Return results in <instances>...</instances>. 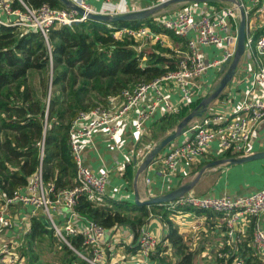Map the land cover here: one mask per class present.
<instances>
[{
    "label": "built area",
    "instance_id": "built-area-1",
    "mask_svg": "<svg viewBox=\"0 0 264 264\" xmlns=\"http://www.w3.org/2000/svg\"><path fill=\"white\" fill-rule=\"evenodd\" d=\"M18 1L21 7L15 6V0H0V26H14L27 32H40L47 44L53 28L87 21L85 16H80L69 8H53L49 4L33 8L23 0ZM106 2L109 3L111 0ZM216 2L222 6L210 5L208 8L200 9L196 3H188L173 16H157L165 30L188 42L189 49L183 53L178 69L151 82L123 90L120 95L123 101L121 105L115 107L99 105L79 112L72 121L69 131V146L77 168L76 182L71 187L57 189L53 181L45 180L41 159L38 170L25 189L15 192L11 197L0 193V232L15 229L17 223L12 218L11 207L20 205L30 209L31 218L39 214L43 215L49 221L56 238L73 251V255L80 263L114 264L111 261L116 257L117 252L107 251L110 246L107 241L109 231L81 216L76 210L81 197H87L96 204L97 200L105 195L109 179V173L96 174L85 166L82 157L83 146L86 142L92 141L98 132H102L112 143L118 144L122 123L132 111L137 112L135 130L141 134L145 123L158 109L161 108L166 113H174L175 105L168 95L171 86L178 91L184 104L191 103L194 94L192 86L195 81L208 69L220 66L227 59L232 58L236 52L240 21L238 3L246 12L248 28L249 15L253 11L256 16L264 15V0H248V4H245V0H235L231 4ZM76 4L86 12H96L88 0H77ZM114 37L132 38L136 42L148 40L152 45L159 43L167 46L168 43L166 35L156 33L148 27L123 28L117 31ZM246 45L247 49L253 52L258 67L253 74L252 88H264V35L254 40L253 35L248 32ZM209 46L222 49L221 59L206 62L199 49ZM138 50H142L141 47ZM49 105L50 98L47 108ZM262 121H264V97L256 99L247 97L233 116L213 115L202 118L192 127L191 138L183 144L172 147L159 159V162L165 166L168 176L173 177L182 164L193 165L200 162L214 143L223 153L231 152L236 157L247 156L246 152L252 142L253 128ZM43 155L44 143L41 144V158ZM147 182L149 183L150 180ZM167 206L173 212L189 209L222 215L226 220L230 246L234 242L235 226L239 222L256 221L252 251L253 256L264 264V231L258 224L260 216L264 214V190L236 199L229 196L212 197L187 193ZM61 213L64 217L59 222L56 214ZM115 230L109 233L112 235L111 239L120 242L121 237ZM24 231L25 236L29 228ZM74 237L82 238V246L79 249L72 243ZM159 243L160 241L144 226L138 233L136 243L139 246L138 253L131 255L130 261L122 257V264H150ZM20 244H13L8 240L1 241L0 264H23L24 260L17 250ZM219 257L228 258V255L219 253ZM232 264H246V259L238 256L233 259Z\"/></svg>",
    "mask_w": 264,
    "mask_h": 264
},
{
    "label": "trees",
    "instance_id": "trees-1",
    "mask_svg": "<svg viewBox=\"0 0 264 264\" xmlns=\"http://www.w3.org/2000/svg\"><path fill=\"white\" fill-rule=\"evenodd\" d=\"M23 1L33 8H39L43 4H49L53 8H66L59 0ZM209 4L222 6L218 2ZM15 6L21 7L18 0H15ZM254 13L255 11L249 15V19ZM158 19L159 17L154 16L118 23L87 20L71 26L55 27L49 35V44L40 32H27L14 26H0L1 194L11 197L15 192L25 189L38 170L41 159L47 182L53 181L57 189L73 185L70 179L76 177L77 168L69 146V131L77 114L85 111L82 107L83 98L91 95L93 84L110 81V85L99 88L103 97L119 92L121 95L125 88L132 89L139 85L140 80L151 82L178 69L183 53L189 49L188 42L165 30ZM142 27L166 35L168 40L178 43L179 48L157 43L152 49L138 50L139 42L134 39L114 37V34L123 28ZM260 35L261 33L256 32L253 35L254 40ZM51 66L53 88L47 108L46 95L40 98L34 91L27 90L26 79L31 70L49 71ZM14 85L16 92L8 90V87ZM111 101L113 100L109 102ZM198 104L199 102H193L190 106L183 105L179 111L166 114L161 120L163 130L175 128ZM66 119L68 122H65ZM43 143L44 155L41 158ZM224 157L233 158L236 155L227 152ZM129 167L127 166V171ZM169 204L136 206L128 202L112 201L110 206L101 207L87 197H81L76 210L81 216L98 223L108 231L127 227L135 233L136 240L139 231L149 219L159 217L163 226L167 227V232L152 255V260L157 257L156 254L160 256L164 253L162 245L167 242L176 250L178 257L175 264H195L197 254L189 251L178 228L171 221L173 212L168 209ZM48 223L49 221L40 214L31 218L29 232L23 236L17 249L19 256L24 260L23 264H39L37 250L44 244L52 248L55 242L60 246H56L55 250L62 255L56 256L59 264H82L73 255V251L56 238ZM250 225V233L253 235L256 221L252 220ZM72 243L79 249L82 246V238L74 237ZM127 249V255L134 256L138 253L139 246L135 242ZM242 250L244 251L219 252L227 254L228 258L219 257L218 253L216 264H232L233 259L238 256L245 258L246 264H263L253 256L249 243L243 244ZM158 264L170 263L165 257H160Z\"/></svg>",
    "mask_w": 264,
    "mask_h": 264
},
{
    "label": "crops",
    "instance_id": "crops-1",
    "mask_svg": "<svg viewBox=\"0 0 264 264\" xmlns=\"http://www.w3.org/2000/svg\"><path fill=\"white\" fill-rule=\"evenodd\" d=\"M70 1L77 2V0ZM166 1L170 0H124L122 2L111 0L109 3L106 0H88V3L99 13L122 14L153 8ZM188 3L196 2L172 3L161 8L154 15L157 14L159 17L165 15L173 16ZM196 4L200 9L210 6L209 2ZM249 25L248 32L250 34L254 35L258 32L261 33L260 36L264 35V15H253L250 18ZM167 46L177 49L180 45L174 43L172 40H168ZM199 52L206 62L209 63L221 59L222 56V49L216 46L201 47ZM257 68L253 52L247 49L238 65L234 78L229 82L220 96L208 105L206 112L202 116H198L192 120L184 130V133L156 157L151 165L142 171L139 176L137 175L139 169L154 146L177 127L168 129L167 131L163 130L161 120L168 113L161 108L158 109L145 123L144 131L141 134L135 130L137 112L132 111L122 123L118 144L109 141L102 132L95 134L92 141L86 142L83 146L82 157L84 164L96 174L102 172L109 173L105 195L97 200L96 205L107 207L110 206L112 201L135 204L136 194H138L141 200L166 195L181 186L190 184L199 171L206 165L227 159L217 144L214 143L200 162L193 165L182 164L178 173L173 177L168 176L165 166L162 162H159V159L165 156L172 147L183 144L191 138L192 127L200 122L202 118L213 115L233 116L247 97L252 99L264 97V88H252L253 74ZM228 69L223 71L222 65L208 69L192 86L194 94L191 103L188 105L190 106L193 102H199L198 107L205 98L209 97L216 90ZM168 93L170 100L175 105L176 111H179L181 106L187 105L181 101L180 95L174 87L171 86ZM122 102V98L119 97L111 101L108 106L115 107L121 105ZM146 107L147 105H145ZM194 110H191L189 115ZM263 152L264 121L254 126L252 142L246 155L252 156ZM157 162L159 163L156 164ZM127 166H130L128 171ZM130 176H132L131 179ZM136 176H138L137 179ZM147 180H150V182L148 183ZM70 181L74 185L76 177L70 179ZM261 190H264V159L241 165L224 164L207 170L189 193L198 196H229L236 199L252 195ZM11 214L17 226L13 231L0 232V242L9 239H23L24 230L29 228L31 220L29 208L14 205L11 207ZM63 217L62 213L56 214V219L59 222L62 221ZM170 219L178 228L189 251L196 252L195 264H197V258L210 264H216V257L219 252H243L242 245L245 243H249V247H252L253 235L252 232L250 233L252 220L239 222L235 226V239L230 246L228 244L230 239L227 236L226 220L222 215L213 212L182 209L173 212ZM258 224L264 231V214L260 216ZM145 226L158 241H161L167 232V227L163 226L159 217H152ZM115 231L121 237L120 242H114L111 239L112 235L109 234L112 232L109 231L107 241L110 243V246L107 248V251L117 252L116 257L111 263L122 264V257L127 258L129 261L131 260L130 255H127V247L133 245L135 242L137 243V240L135 239V233L127 227ZM237 244H240V246ZM162 247L164 248V253L160 256L156 254L157 257L150 264H158L160 257H165L168 263L175 264L178 257L174 254L176 250L167 242ZM169 252H173V254L170 256Z\"/></svg>",
    "mask_w": 264,
    "mask_h": 264
},
{
    "label": "water",
    "instance_id": "water-1",
    "mask_svg": "<svg viewBox=\"0 0 264 264\" xmlns=\"http://www.w3.org/2000/svg\"><path fill=\"white\" fill-rule=\"evenodd\" d=\"M59 1L66 8L76 11L80 16H85L87 20L99 22V23H118V22H131V21L144 20L149 16H151L152 14H154L155 12H157L158 10H160L161 8H164L172 3H186V2L203 3V2H216V1L229 2V3L235 2V0H170L162 3L161 5L144 10L127 12L122 14H105L99 12H95V13L86 12L82 8H80L76 3L70 0H59ZM238 4L240 11V21L238 26V42H237L236 52L232 58L227 59L222 64L223 71L229 68L228 71L225 73L223 79L221 80L216 90L209 97L205 98L202 101V103L190 115H188L184 120H182L177 125V127L173 132H171L166 138H164L162 141H160L158 144L154 146V148L148 154L146 160L143 162L142 166L140 167L139 172L137 174L138 176L142 171L146 170L151 165V163L156 157H158L168 146H170L178 137H180L184 133V130L191 123L192 120H194L198 116H202L206 112L208 105H210L214 100H216L220 96V94L225 90L229 82L234 78L238 65L241 59L244 57L247 50L246 43L248 37V23H249L244 8L240 3ZM263 159H264V152L252 156L233 157V158H227L210 163L199 171L195 179L190 184L181 186L180 188L166 195L157 196L146 200H141L138 194H136L135 205L155 206V205H164V204L172 203L178 200L179 198H181L183 195L189 193L196 186L198 181L201 179V177L207 170H210L212 168L224 164L241 165ZM138 176H136V179Z\"/></svg>",
    "mask_w": 264,
    "mask_h": 264
},
{
    "label": "rangeland",
    "instance_id": "rangeland-1",
    "mask_svg": "<svg viewBox=\"0 0 264 264\" xmlns=\"http://www.w3.org/2000/svg\"><path fill=\"white\" fill-rule=\"evenodd\" d=\"M227 4H231V3H227ZM245 4H248V0H245ZM153 16H158V15L152 14L149 17H153ZM139 47H141L142 50L152 49L153 45L150 44V41L144 40L142 42H139ZM26 81H27L26 82V89L34 91L40 98L43 95H46L45 102L47 103L48 99L51 97V94H52L53 67L51 66L49 71L31 70L27 75ZM120 82H123V81H120ZM138 82H139V84H141V83H144V80H140ZM110 84H111L110 81H100L97 84H93V86H91L92 87V90L90 92L91 95L90 96L88 95L87 98H83L84 102H83L82 107L85 108V110L86 109L89 110V109H92V108L99 106V105L108 106V104L110 103L109 102L110 100L114 101L115 99H118L120 97V94H119L120 92L117 93L116 95L105 96L106 98L103 97V94H101V91L99 90V88L103 87V85L107 86ZM8 90H11L12 92H16L15 85L8 87ZM125 90H127V89L125 88ZM65 122H68V119H66ZM108 236L109 235H107V238H108ZM8 241L12 242L13 244L22 243L21 238H17L16 240L9 239ZM57 243L58 242H55L54 247H52V248H50V246H48V244H44L42 247H40L37 250L36 255L39 256V262H38L39 264H59L56 261V256L60 255V257H61L62 255L60 252L55 250V248H57L56 246H58ZM58 247H60V246H58ZM169 254L171 256L173 254V252H169ZM174 254H176V253L174 252ZM215 256H216V253H215ZM197 264H210V263L205 262L204 260H199V258H197Z\"/></svg>",
    "mask_w": 264,
    "mask_h": 264
}]
</instances>
